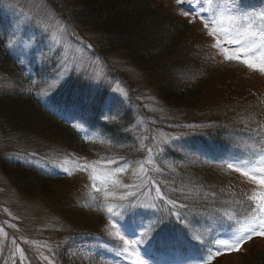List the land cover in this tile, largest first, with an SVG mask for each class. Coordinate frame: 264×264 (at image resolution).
<instances>
[{
	"label": "rangeland",
	"instance_id": "374dc122",
	"mask_svg": "<svg viewBox=\"0 0 264 264\" xmlns=\"http://www.w3.org/2000/svg\"><path fill=\"white\" fill-rule=\"evenodd\" d=\"M153 4L165 14L174 7L190 11V15L191 8L203 4V19L197 17L193 23L185 18L188 24H192V28L188 27L191 33L199 27L203 30L202 25L209 17L221 20L222 24L217 27L228 31L250 26L251 31L258 34L264 24L260 15L264 12V0L256 6H243L239 0H211L210 4L208 0H183L182 6L177 5L176 0H153ZM59 10L48 0H0V35L6 49L20 63L24 77L19 82L17 74L11 75L0 69V93L26 90L49 109H61L63 116L79 130L87 148L78 153L62 143H48L34 135L0 126V156L45 173L69 178L64 191L75 187L74 202L86 210L102 212L103 219L89 211L76 218L67 216L58 211L61 193L57 194L56 188L47 195L24 194L15 188L14 177L5 175L0 169V264H210L217 257L218 264H235L243 260L244 255L250 256L247 255L250 248L251 254L264 251V237L259 235L253 236V240L245 239L239 247L231 246L251 216L250 213L238 218L233 204L241 198L253 204L254 208L256 202L249 198L264 191V186L259 184V180L264 179V149L256 147L250 151L252 155H236L229 149L217 150L188 141L189 136L198 132L195 125L199 124L176 122L180 116L166 112L152 86L158 80V73L154 71L148 81L151 85H145L143 73L140 75L139 70L117 52L107 54L109 70L94 55L86 40L87 36L95 39L96 34L78 25L73 26L60 17L59 13L63 17L64 14ZM203 32L219 60H226L225 52L231 54L240 47L228 43L233 37L225 36L223 32L216 36L209 35L207 30ZM217 39L221 41L220 48L215 47ZM241 59H253L257 65L260 63L251 55ZM157 62L161 65L160 61ZM234 62L239 68H244V71L240 69L242 74L247 75V71L252 75L264 100V72L259 68H248L240 60ZM157 65L154 64V70L158 71ZM241 73L238 80H241ZM119 74L135 84L136 100L129 99ZM168 77V80L174 79L171 72ZM245 84L250 85L243 77L241 86ZM98 91H105L103 120H113L125 110H131V123L127 127L131 136L125 140L119 142L108 137L87 120L91 115L87 102H92V95ZM209 100L214 103L213 107L220 109L229 102L235 103L236 99L218 97ZM257 101L259 104V99ZM255 134L260 135L256 131ZM131 147H135L137 155L127 154L126 149ZM167 148L180 152V160L168 157ZM183 156L192 162L201 159L223 165L216 171V182L230 199L225 202L228 199L218 198L221 207L217 212L226 223H218V228L207 219L209 222L199 233L206 243L201 253L190 254L180 260L161 256L151 261L149 257L152 255L146 257L141 254V246H148L140 245L137 237L150 229L148 225L154 223L164 203L166 212L171 210L175 217L180 210L186 211L188 205L185 207L182 203H186L191 193L192 177L188 169L180 171L178 168L179 164L187 165ZM229 163L243 167L257 179L253 181L250 177H243L229 169ZM169 173L174 174L171 176ZM179 176L183 180L177 184ZM202 189L199 186V190ZM205 192L210 193L207 188ZM210 194L208 200L211 203L214 197L213 193ZM169 201H175V207ZM130 204L135 207H129ZM84 221H90L93 226L84 225ZM113 223L118 227L113 228ZM227 223L232 224L227 226ZM73 225L78 228L97 226L106 232L110 229L111 242L115 245L104 244L96 235H72ZM125 240L129 243L125 244ZM245 246H249L245 253L238 254ZM209 255L211 260H208Z\"/></svg>",
	"mask_w": 264,
	"mask_h": 264
},
{
	"label": "trees",
	"instance_id": "16d2710c",
	"mask_svg": "<svg viewBox=\"0 0 264 264\" xmlns=\"http://www.w3.org/2000/svg\"><path fill=\"white\" fill-rule=\"evenodd\" d=\"M48 1L54 8L60 9L65 19L73 26L78 25L96 34L97 37L93 38L94 40L87 36V41L94 55L101 59L109 70L110 62L107 54L117 52L133 64L140 75L143 73L142 76L145 79L142 78V80L145 85L149 86L148 81L154 71L158 73V80L152 84L154 87L152 88L159 96L166 112L173 116H180L176 122L200 124L199 133L194 135L192 140L206 138L211 143L220 144L229 139H239L247 143L255 141L249 138L248 133L253 127L264 124V100L258 85L251 74L246 71L247 75L241 73L244 68H239L232 62L217 59L214 48L208 42L203 30L199 27L194 30V33L189 31L188 27L192 28V24H188L184 17L178 15L182 10L171 7L165 14L160 10L161 8H155L153 0ZM178 51L179 54H177ZM157 61H160L161 65H157ZM154 64L157 65L158 71L154 70ZM0 69L11 75L17 74L19 82L24 79L20 63L6 49L1 35ZM169 72L174 76L172 81L168 80ZM240 73L241 80H238ZM243 77L250 85L241 86ZM118 78L128 88L130 99L135 100L136 86L133 81L121 77L120 74ZM59 93L61 94L62 91ZM104 94L105 91L103 93L98 91L92 95V102H87V109L91 113L87 120H90L92 126L98 127L103 134L121 142L131 136L127 130L131 123V110H125L121 116L113 120L102 121L100 117L104 110ZM202 97L204 99L200 103ZM218 97L236 100L235 103L229 102L225 104V108L219 109L213 107L214 103L209 100ZM0 126L3 129L9 128L23 132L28 136L34 135L48 143H62L76 152L87 148L71 125L47 109L39 99L26 90L18 89L0 93ZM126 151L129 156L138 154L135 147L127 148ZM179 153L167 148L166 155L179 157ZM183 158L188 167H181L183 166L181 164L178 168L180 171L188 169L192 177L191 193L187 196L186 204H189L195 212L203 211L205 214L218 215L217 208L221 207L218 198L228 199L225 202L230 199L218 186L216 171L219 167L203 162H192L184 156ZM0 169L5 175L14 177L15 188L24 194L47 195L53 193L56 188L59 192L57 194L61 193V205L58 211L67 216L72 215L76 218L78 215L84 216V213L89 211L101 218L99 212L86 210L85 207L74 202L73 197L77 194L75 187L64 191L69 181L67 178L49 175L35 167L13 162L5 156H0ZM169 174L173 176L174 173ZM182 180V176L177 177V184H180ZM199 186L203 189L199 190ZM205 188L213 193L214 199L211 203L208 200L211 194H206ZM233 206L238 218L251 213L249 211L251 204L243 199L237 200ZM159 210L162 212L157 214L155 227L149 230L143 239L149 242L153 249L165 254L174 253L175 249H178L177 252L184 251L183 249L187 248L191 241L188 226L187 228L180 226L172 216L165 215L162 208ZM161 216L165 218L160 219ZM187 219L196 222L197 214ZM83 224L93 226L90 221H84ZM75 228L78 227L73 225V229ZM73 229L70 234L100 231L97 226ZM102 236L105 237L106 232ZM247 247L249 246H245L238 254H244ZM251 252L250 248L247 251V255L250 254V256L244 255V259L235 264H264V251L252 254ZM218 263L219 257L210 264Z\"/></svg>",
	"mask_w": 264,
	"mask_h": 264
},
{
	"label": "snow or ice",
	"instance_id": "6c2138e0",
	"mask_svg": "<svg viewBox=\"0 0 264 264\" xmlns=\"http://www.w3.org/2000/svg\"><path fill=\"white\" fill-rule=\"evenodd\" d=\"M208 3H211V0H208ZM177 5H183V0H176ZM205 11L204 5L200 4L198 8H191V15L190 11H180L178 15L189 18L191 22L195 23V18L199 17L203 19V12ZM262 20H264V12L261 14ZM222 21L219 19H216L214 17H209L208 20L204 21L202 27L203 30H207L208 34L211 36H216L220 32H223L225 36L233 37L232 39H229L228 43L237 44L240 47L236 50V52H233L229 54L228 52L224 53V58L228 61H236L240 60L243 64L247 65L248 68L256 69L259 68V71L264 72V24L261 25L259 29V33L252 32L250 26L248 28H243V26L235 27L233 31H228L223 29L222 27L218 28L217 25H221ZM243 28V30H242ZM215 47L220 48L221 47V41L217 39ZM251 55L252 57H255L260 61L259 65L255 62L253 59H241L242 56H248ZM229 169H234L236 172L240 173L243 177H250L253 181L257 179L256 176L250 175L249 172L244 171L243 167L234 166L233 163L228 164ZM95 179V177H93ZM259 184L261 186H264V179L259 180ZM159 191V190H157ZM250 201H255L256 206L250 207L249 211L251 212V216L248 218L247 223L239 230L240 234L235 237V240L232 247H239L242 241L245 239L251 240L253 236L259 235L264 237V191L256 193L252 195L250 198ZM172 203L173 207H175V201H169ZM186 206V205H184ZM129 207H135L134 205H129ZM149 207L154 208L155 205H150ZM109 212L112 211L111 208L108 209ZM171 214V210H170ZM177 219L180 220V222H183L185 220V217L180 215L179 212H177ZM165 217L161 216L160 219H164ZM230 219H234V217H230ZM113 228H117V224L113 223L111 225ZM14 227V225H13ZM150 228H154V224L148 225ZM187 228V225H185ZM123 239V237H121ZM197 240H199V237H196ZM125 244L129 243L127 240L124 241ZM132 243H136L135 241H132ZM227 246V245H226ZM217 252H219V249H217ZM212 256H208V260H211Z\"/></svg>",
	"mask_w": 264,
	"mask_h": 264
}]
</instances>
